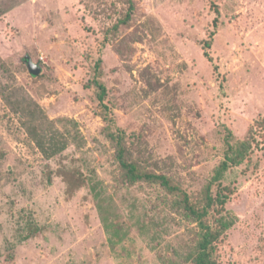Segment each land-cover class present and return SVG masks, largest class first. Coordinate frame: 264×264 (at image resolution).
<instances>
[{
  "label": "rangeland",
  "instance_id": "374dc122",
  "mask_svg": "<svg viewBox=\"0 0 264 264\" xmlns=\"http://www.w3.org/2000/svg\"><path fill=\"white\" fill-rule=\"evenodd\" d=\"M261 118L264 0H0V264H264Z\"/></svg>",
  "mask_w": 264,
  "mask_h": 264
},
{
  "label": "trees",
  "instance_id": "16d2710c",
  "mask_svg": "<svg viewBox=\"0 0 264 264\" xmlns=\"http://www.w3.org/2000/svg\"><path fill=\"white\" fill-rule=\"evenodd\" d=\"M133 12V8L130 7L129 14L127 15L126 18H129L130 14ZM127 19H124L122 21V24H125ZM29 57L31 60L32 58ZM39 74L32 75L33 77H37ZM255 127H258L262 131H264V118H261L255 123ZM253 132V128H252ZM250 141L247 140L243 143L240 144V147L238 149V155L234 158H229L227 161L223 162L220 169H219V176L217 179L220 177L221 174L225 173L230 164L232 165H239L242 163L243 160H245L249 150H250ZM128 153H127V147L125 144L120 143L119 144V151H118V160L120 163L121 168L126 172L125 174V179L124 182L128 184H135L138 182H157L158 184L162 185L165 189L170 191L171 193H176L179 191L178 187H175L172 185L170 179L166 176H161V175H153V174H147V173H142L140 170H138V166H136L134 163L130 162L128 159ZM227 201V195H222L221 197H209V203L207 206V210L205 211V214L207 215L208 211L216 205L215 203H219V213L223 214L224 212V206ZM192 215H197L200 220L201 224V230H202V235L198 244V250L193 257V264H219V262L216 260L214 257V250L216 247V244L218 240L226 235V232L230 230L234 222L231 221L230 219L226 218L225 216H222L220 218V221L218 222L217 226L215 229L211 226V224L207 225L201 221L203 218V213H198L197 211L192 210L191 211ZM205 215V216H206Z\"/></svg>",
  "mask_w": 264,
  "mask_h": 264
},
{
  "label": "water",
  "instance_id": "95a60500",
  "mask_svg": "<svg viewBox=\"0 0 264 264\" xmlns=\"http://www.w3.org/2000/svg\"><path fill=\"white\" fill-rule=\"evenodd\" d=\"M25 62L29 67L31 74L36 75L41 71L40 67L36 65L29 57L25 58Z\"/></svg>",
  "mask_w": 264,
  "mask_h": 264
}]
</instances>
